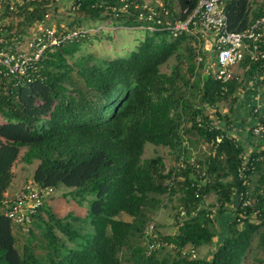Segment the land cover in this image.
<instances>
[{
	"label": "trees",
	"instance_id": "16d2710c",
	"mask_svg": "<svg viewBox=\"0 0 264 264\" xmlns=\"http://www.w3.org/2000/svg\"><path fill=\"white\" fill-rule=\"evenodd\" d=\"M164 1L172 18H183L198 0ZM78 2L83 17L92 20H111L122 26L145 23L137 18L140 8L132 5L128 13L117 16L104 8L105 4L121 6L123 0H104L100 7L92 6L94 0ZM54 3L32 0L18 11L5 10L0 17L4 22L0 37L11 46L23 41L30 26ZM225 12L228 30L242 31L259 16L260 6L252 0H227ZM143 30V38L126 56L100 60L87 53L77 58L78 39L87 35L84 32L46 52L28 77L19 80L0 74V264H243L254 235L256 249L263 253L257 261L264 262V144L249 154L253 167L246 171V179L250 181L251 174H256V180L245 212L238 207L228 216L227 232L210 258L181 254L185 246L196 250L210 242L216 234L214 214L224 215L227 205L234 202L232 188L250 186L242 185L237 174L242 145L225 130L211 128L214 119L207 112V106H215L213 117L228 121L227 113L219 114L217 106L227 99L234 102L242 81L221 82L212 72L201 74L203 62L196 56L202 41L195 47L198 40L194 36L171 37L167 30ZM170 57L175 62L169 72H162L160 66ZM239 65L247 67L246 75L253 76L256 64L247 55ZM199 115L203 117L201 125ZM188 133L194 140H188ZM216 135H221L220 141L205 159V167L200 164L210 182L203 184L199 197L191 186L197 173L189 164L166 169L160 155L142 157L144 144L149 142L173 149L177 159L181 154L189 159L188 150L195 141L210 143ZM19 161H37L32 181L39 186L61 185L78 204L87 205L83 217L71 212L58 217L45 200L42 202L31 217L33 224L44 227L46 249L40 254L29 244L32 229L27 230L29 237L22 250L16 248L12 228L22 226L12 227L4 213L5 192L14 177L12 167ZM171 176L176 177L173 185L168 183ZM178 180L181 185L176 191ZM210 191L215 194L214 205L196 211L202 196ZM177 193L184 214L175 221L177 231L152 238L162 244L148 254L150 237L144 236V230L152 211L163 196ZM122 214L130 219L121 218ZM74 220L89 224V229L80 232L72 225ZM53 225L72 246L59 240ZM140 237L145 238V245L138 243ZM167 245L173 252L160 257L157 250Z\"/></svg>",
	"mask_w": 264,
	"mask_h": 264
},
{
	"label": "built area",
	"instance_id": "2783aa9c",
	"mask_svg": "<svg viewBox=\"0 0 264 264\" xmlns=\"http://www.w3.org/2000/svg\"><path fill=\"white\" fill-rule=\"evenodd\" d=\"M30 1L32 0H0V17L5 10L10 13L28 7ZM226 1L198 0L194 9L183 18H172V12L164 0H141L140 3L132 1L129 4L123 0L121 6L105 4L104 8L117 16L119 12L128 13V6L132 5L140 8L137 12V18L145 22L143 23L145 29L150 31L167 30L171 37L187 33L197 38L198 44L202 41L206 47H210L214 52L215 71L213 75L221 82L230 79L242 81V77L236 73L235 67L240 64L245 55L256 64L252 78L264 82V2L259 5V16L246 29L231 31L227 28ZM103 4L104 0H94L92 6L100 7ZM79 5L80 3L75 1L71 7L78 9ZM50 17V10H47L42 19L35 21L30 26L29 35L23 41L13 43L12 46L8 44L6 38L0 37V74L12 75L19 80L28 77L29 70L34 69V63L38 62L46 52H52L62 42L72 41L87 32V30L78 27L67 29L47 24L46 20ZM1 23L4 22L0 20ZM200 47L203 46L200 45ZM196 59L200 61L202 57L198 54ZM246 70L247 67L244 68V71ZM223 89L225 88L223 87ZM215 110V106H207L209 117L214 119L210 121V127L229 131L232 124L221 119L216 120L212 115ZM250 113L253 123L248 130L252 137L264 144V100L254 103L250 107ZM202 118L201 115L197 117L198 125H201ZM220 139L221 135H216L215 141H211L209 144L216 146ZM241 156L242 161L237 168V174L241 178L242 185H249V181L246 179V171L252 168L253 164L248 156L247 159H244L245 151L241 153ZM186 164H189L192 170L197 173L198 179L192 180L191 186L194 196L199 197L203 184L210 182V178L193 157L184 159L183 154H181L173 166L175 169H179L185 167ZM175 178L171 176L168 183L173 185ZM232 189L235 196L234 202L227 205L229 212L233 214L239 207L244 213L245 208L251 204L250 188ZM53 191L54 188L51 186L42 187L32 180L27 181L14 193L13 198L4 200V213L14 224L22 227L28 226L32 215ZM153 228V222H149L144 230V236L150 237L146 248L148 254L162 244L159 240H152ZM181 254L195 257L196 250L193 247H184L181 249Z\"/></svg>",
	"mask_w": 264,
	"mask_h": 264
},
{
	"label": "rangeland",
	"instance_id": "374dc122",
	"mask_svg": "<svg viewBox=\"0 0 264 264\" xmlns=\"http://www.w3.org/2000/svg\"><path fill=\"white\" fill-rule=\"evenodd\" d=\"M75 1L77 2L78 0H55L53 8L50 10L51 17L46 20V23L56 25L58 28H72L76 26L83 30H87V35L78 39L80 47L75 52V56H77V58L87 53L92 54L93 58L100 60L112 59L117 56H126L132 49H134L138 45L139 40L143 38L145 33V31L142 29L144 28L143 25L141 26V28H138V26H120L115 24L111 20L96 21L88 17H83V13L79 9H72L71 6ZM263 2L264 0H252V4L258 6ZM197 43V41L193 43L195 47L197 46ZM201 45L203 47H197L198 54L202 57L203 62V67L199 68V72L201 74H206L208 72L213 73L215 71L214 52H212L210 47H206L203 43ZM174 62V58L170 57L167 62L160 66V70L162 72H169L171 65ZM240 69L241 67H235L236 73H239ZM239 76L241 77V75ZM232 104L233 101H229L227 99L219 103L218 107L221 110L222 108L232 106ZM224 113V111H222L221 113L219 112V114ZM225 118H227L226 120L229 119L228 116H225ZM187 138L188 140L189 138H191V140H194V135L188 133ZM244 141L247 144L253 146V148L256 147L255 145L257 143H251L247 138L246 140L244 139ZM193 144L194 145L190 146L188 150L189 157H193L199 164H201V166L205 167V159L209 154H211V152L214 150V147L210 145L207 141L200 139L195 141V143ZM253 151L252 149H248L247 151H245L246 156H244V159H247V156L249 157V154ZM22 152L23 149L21 150V153ZM176 153V151L169 147L162 145H154L152 143L146 142L144 144L142 157L149 158L156 155H160L163 159L165 168L167 169L170 168L177 161ZM19 162L20 163L17 162L13 165V172L15 173L14 185H17L21 181H24L23 179L26 177V180H29L28 177L32 176L33 171L37 165V161L32 162L28 165H24L21 161ZM255 178L256 174H251L249 181L250 190H252L254 187L256 180ZM180 185L181 180H178L177 184H175L176 191L180 187ZM63 188L64 187L61 185L54 188L53 193L47 198L48 203H46L48 204L50 210L58 217H63L68 212H71L73 215L81 217L86 215V203L82 202V204H77L76 201L69 194L64 196V194L61 193V190ZM208 195V197H206L208 205H210L212 202L214 205V193L210 192ZM177 198V194L170 198L167 196H163L161 204L155 210L152 211L150 222H153L154 228L151 237L155 238L156 236L160 238L162 235H172L175 230L177 231L175 221H180V217L184 216L183 212H181V203H179V200ZM41 215L45 219H47L46 214L44 212H41ZM121 218L126 220L130 219L129 216L124 214L121 215ZM11 224L12 227L15 225L13 222H11ZM72 225L74 226V228H78L80 232H83L89 229L90 227L89 224L82 223L77 220H74L72 222ZM22 228H13L14 234L16 236V248H18L19 251L22 250L21 248L25 243H27V238L29 237L27 230L32 229L33 236L31 237L29 244L32 246L35 253H44L46 249V238L43 235L44 227L33 224L31 220L28 226ZM52 231L59 238L60 241H62L67 246H72V241L69 240V238L60 230L58 226L53 225ZM138 240V243L145 245L146 240L144 237H140ZM256 240L257 235H254V237L252 238L253 252L250 251L249 256L245 258L243 264H264V262L257 261V258H261L263 253L260 251V249H256ZM219 241L220 240H217L216 236H214L210 242L196 248V255L200 257H206L210 254L211 257V254L215 246L217 245V242ZM167 251H170L171 255V253L173 252L171 249V245H167L165 249L157 250V254L160 257L166 256ZM125 256L126 254L123 256V258H125Z\"/></svg>",
	"mask_w": 264,
	"mask_h": 264
},
{
	"label": "crops",
	"instance_id": "0c3cea01",
	"mask_svg": "<svg viewBox=\"0 0 264 264\" xmlns=\"http://www.w3.org/2000/svg\"><path fill=\"white\" fill-rule=\"evenodd\" d=\"M120 26H122V25H120ZM138 28H141V25H139ZM142 29H144V28H142ZM237 67L240 68V65H238ZM239 71H240L239 74L242 77V84H241L242 89L235 93V101L233 102L232 106L222 108L221 110L217 106V111H219L220 113L222 111L227 113V115L229 117L228 120L232 124V128L229 131L226 130V133L228 135L234 137V139L237 141V143L242 145L244 151H247L248 149H252V151H253V150H256L261 143L256 138L252 137L250 134V131L248 130L249 127L253 123L252 118H251V113H250V107L254 103H256L257 101L261 102L262 100H264V82L259 81L258 79L252 78V76L246 75V73H245L246 71H244L243 67H241V69ZM221 120H223V119H221ZM243 138L245 140L247 138L251 143H253V142H255V144L257 143L255 145L256 147L253 148V146L247 144ZM246 148H248V149H246ZM18 163H20V162H18ZM24 165H28V164H24ZM12 171H13V167H12ZM26 178H24L23 179L24 181H21L19 184L14 185V182H15V180H14L15 179V173H14L13 180H12L9 188L5 192V200L13 198L14 193L24 183L32 180V176L28 177L29 180H26ZM67 191H69V189L64 190V188H63L61 190V193H63L65 196V195H67L66 194ZM210 192H213V191H210ZM210 192H208L206 195H204L203 200L200 201V204L197 207L196 211L202 207H207L208 201H207L206 197L209 196L208 194ZM177 195H178V198L180 199V196H179L180 193H177ZM214 196H215V194H214ZM72 198L74 199V197H72ZM74 200L76 201V199H74ZM46 202H47V200H46ZM211 202H212V200H211ZM76 203H77V201H76ZM230 214L231 213L229 212V210H227L225 212V214L222 216H220L219 214L218 215L214 214L213 219L215 221L214 222L215 227H216L215 236H216L217 240H221L223 238V236L226 234V232H227L226 221L228 219V216H230ZM12 230H13V228H12ZM175 231L173 232V234L175 233ZM251 246H252V244H251ZM250 251H252V247L250 248L246 258L249 256ZM209 257H210V254L208 256H206V258H209Z\"/></svg>",
	"mask_w": 264,
	"mask_h": 264
}]
</instances>
